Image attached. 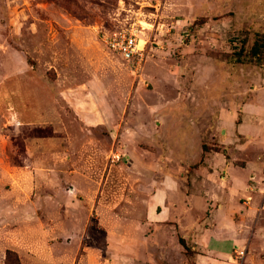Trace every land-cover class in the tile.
Masks as SVG:
<instances>
[{"label":"rangeland","instance_id":"rangeland-1","mask_svg":"<svg viewBox=\"0 0 264 264\" xmlns=\"http://www.w3.org/2000/svg\"><path fill=\"white\" fill-rule=\"evenodd\" d=\"M132 26L139 68L103 43ZM258 109L260 128L234 135ZM208 153L258 175L232 197L221 170L196 173ZM168 186L227 204L162 203L151 221ZM9 249L21 264H264V0H0V264Z\"/></svg>","mask_w":264,"mask_h":264},{"label":"crops","instance_id":"crops-1","mask_svg":"<svg viewBox=\"0 0 264 264\" xmlns=\"http://www.w3.org/2000/svg\"><path fill=\"white\" fill-rule=\"evenodd\" d=\"M261 116H262V114H261V111H259V109L256 110L255 113H251L250 115H247V122L248 123L241 124L238 127L235 126L234 132L231 129V131H229V138L232 137L231 132H233L234 135L239 134V133L240 134H246L245 132H250V131L246 130V128L248 126H255L256 128H260L257 121L261 118ZM259 134H261V133H259ZM234 139L235 138L232 137L231 140H234ZM240 146H243V144L240 143ZM244 155H246V153ZM240 157H242L241 158L242 160H245L244 163L243 162H239V163L233 162L236 160L235 157H233L232 160H228V158L226 156L222 157V159L220 161H217V160H215L216 158L218 159V157H216V155L208 153L204 158L206 165L204 167L203 166L200 167V169H195V170H196V173L198 175H206V173H207L208 176H210V178H213V177L216 178L217 174H219L220 170H221L224 173L222 175V178L224 180V181H222V183H226V186H227V184L230 185V187L227 186L226 189L224 188L225 191L229 195H231L232 197L233 196L235 197L234 194L235 193L237 194V192L239 191V187H238L237 183L243 182V177L245 179L248 175H251L254 173L252 171V168L250 167V163L248 161V158H245L242 155ZM202 168H204L203 169L204 171L202 170ZM209 168H211L212 170H209ZM254 175L257 176L258 172H255ZM169 186L166 189H164V190L162 189L160 192H158L156 194L155 201H152L150 209H149V212H150L149 217H150L151 221L157 220L159 218L158 217L159 212H157L156 208L158 207V205H160L162 203L164 206H166L167 209H170L172 211H177L178 213L180 210H182L184 208H187V209L191 208L192 203L200 205L199 207H205L206 204H208L210 206H213L214 209L215 208H224L227 204V197L225 199V197H222L221 195L216 194V193H215V195H213V192L209 193V196L203 195V193H202L199 198L192 197V195L185 193V198L183 200H181V199H179L178 192L177 191L174 192L172 189H170L171 187H169ZM160 218L162 221L165 220L166 217H165L164 212H162V214L160 212ZM158 220H160V219H158ZM210 238H211V236H210ZM211 240H212L211 242H218L221 240H224V241L230 240L229 242L234 244L232 242L233 240L231 237H229L227 239V237H223V236H219V235H215V234L212 236ZM235 246L236 245H234V247ZM211 250L225 254V255L230 254V251L217 249L214 247H211Z\"/></svg>","mask_w":264,"mask_h":264},{"label":"built area","instance_id":"built-area-1","mask_svg":"<svg viewBox=\"0 0 264 264\" xmlns=\"http://www.w3.org/2000/svg\"><path fill=\"white\" fill-rule=\"evenodd\" d=\"M103 43L112 52L120 55L136 68L145 58L146 41L135 27H117L103 33Z\"/></svg>","mask_w":264,"mask_h":264},{"label":"trees","instance_id":"trees-1","mask_svg":"<svg viewBox=\"0 0 264 264\" xmlns=\"http://www.w3.org/2000/svg\"><path fill=\"white\" fill-rule=\"evenodd\" d=\"M203 22L206 21V19L202 20ZM257 49V46L255 45L253 50L255 51ZM206 146L204 145L203 148H205ZM180 242L185 246L186 249H189L185 243V240L183 238H180ZM6 264H21L20 263V259L18 257V255L16 254L15 251L13 250H7V254H6Z\"/></svg>","mask_w":264,"mask_h":264}]
</instances>
